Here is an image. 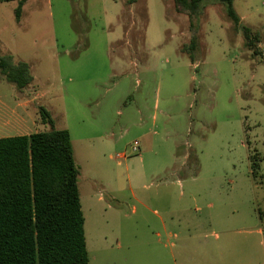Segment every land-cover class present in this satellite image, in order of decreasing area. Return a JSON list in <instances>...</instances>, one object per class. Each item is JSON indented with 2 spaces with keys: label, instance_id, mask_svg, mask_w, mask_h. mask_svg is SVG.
<instances>
[{
  "label": "rangeland",
  "instance_id": "rangeland-1",
  "mask_svg": "<svg viewBox=\"0 0 264 264\" xmlns=\"http://www.w3.org/2000/svg\"><path fill=\"white\" fill-rule=\"evenodd\" d=\"M16 7L0 3V57L32 82L0 79V123L14 111L23 131L0 137L49 131L40 107L69 133L89 264H207L224 232L264 264V0H232L238 27L216 0L192 22L173 0Z\"/></svg>",
  "mask_w": 264,
  "mask_h": 264
},
{
  "label": "trees",
  "instance_id": "trees-1",
  "mask_svg": "<svg viewBox=\"0 0 264 264\" xmlns=\"http://www.w3.org/2000/svg\"><path fill=\"white\" fill-rule=\"evenodd\" d=\"M16 1L18 19L27 0ZM138 0H124L130 8ZM203 0H173L177 10L197 16ZM223 5L235 27L240 19L232 0H216ZM191 26L193 27L192 23ZM245 46L252 50L258 42L248 27H242ZM195 32V31H194ZM192 36L188 49L196 50ZM256 54V50H253ZM0 79L18 90L32 82L26 63L14 64L0 57ZM47 132L0 138V264H89L84 236V219L77 188L75 164L69 133L55 130L48 111L39 108ZM264 233V215L257 209Z\"/></svg>",
  "mask_w": 264,
  "mask_h": 264
},
{
  "label": "crops",
  "instance_id": "crops-1",
  "mask_svg": "<svg viewBox=\"0 0 264 264\" xmlns=\"http://www.w3.org/2000/svg\"><path fill=\"white\" fill-rule=\"evenodd\" d=\"M3 107H5L4 104H3ZM6 108L7 107L4 108L5 112H6ZM4 116H6L7 118H4L2 120V123H0V132L4 133V132L11 131V130L16 131V132H23L21 131L22 129L20 128V124L18 122L19 119L16 118L17 114L14 111L11 112V115L9 114L8 116L7 114H5ZM16 136H25V135H16ZM16 136H7V137H0V138H9V137H16ZM253 232L255 235L259 237V248H261L262 246H264V233H263L262 227L256 228ZM174 236H175L174 238H176L175 234ZM213 243L215 244L207 246V250H206L207 264H241V263L242 264H258L260 260V252H258L257 254L258 261H256V256H255L256 251H254V249L251 247H245L246 250L249 249L247 252L248 253L247 256H249V258L247 260L243 259L239 261L238 259L239 257L237 256V254H235L236 252L233 251L234 247L236 246L232 242H229L227 232H224L221 238L219 235H216ZM232 247L233 249L232 251H230ZM174 264H175V260H174Z\"/></svg>",
  "mask_w": 264,
  "mask_h": 264
},
{
  "label": "built area",
  "instance_id": "built-area-1",
  "mask_svg": "<svg viewBox=\"0 0 264 264\" xmlns=\"http://www.w3.org/2000/svg\"><path fill=\"white\" fill-rule=\"evenodd\" d=\"M133 152H138V143L135 142L134 145H133Z\"/></svg>",
  "mask_w": 264,
  "mask_h": 264
}]
</instances>
